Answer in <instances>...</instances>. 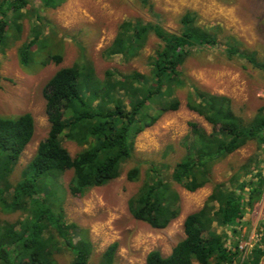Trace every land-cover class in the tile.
<instances>
[{"label":"trees","instance_id":"trees-1","mask_svg":"<svg viewBox=\"0 0 264 264\" xmlns=\"http://www.w3.org/2000/svg\"><path fill=\"white\" fill-rule=\"evenodd\" d=\"M62 2L39 0L37 9L55 8ZM35 12L29 0H0V54L10 38L19 36L24 18H42ZM36 28L34 25L32 38L18 48V60L25 69L34 65L44 50L42 66L50 61L58 64L63 59L56 45L47 43L49 36H40ZM149 31L158 43L148 57L145 73L132 70L118 74L107 69L100 79L92 62L85 59L59 67L46 80L42 96L48 132L15 182H10L8 176L32 139L34 118L30 112L0 116V209L4 213L20 211L23 217L18 228L16 222L0 217V264H56L52 247L59 242L74 253L72 264H87L91 242L82 237L74 242L71 230L75 225L64 219L61 207L56 205L59 199L55 198L53 204L41 193L49 197L57 177L66 171L71 172L68 189L72 195H82L89 188L117 178L122 164L132 157L134 138L165 113L178 110L182 90L185 106L202 116L212 130L207 132L191 121L184 155L175 162L171 179L164 181L158 167L150 163L147 174L151 180L139 186L128 208L135 219L164 228L179 214V195L173 183L191 192L210 183L212 189L203 205L185 216L184 237L171 252L163 255L158 249L150 250L145 264H260L264 255L260 243H255L242 258L238 242L232 241L231 248L226 246V232L215 231L213 222L217 219L237 235L246 209L252 208L263 193L264 173L245 165L230 175L229 189L224 183H213V167L248 143L264 149V105L253 116L244 118L234 111L230 97L208 92L185 76L186 58L198 48L217 43L216 36L198 24L190 11L181 16L178 31L152 22L122 21L107 47V55L134 57L144 47ZM227 51L230 57H247L255 63L253 57L236 47L229 46ZM65 139L80 149L71 154L63 145ZM139 173L135 165L126 175L137 180ZM52 230L61 239L54 238ZM116 247V242L109 245L103 264L111 263Z\"/></svg>","mask_w":264,"mask_h":264},{"label":"rangeland","instance_id":"rangeland-1","mask_svg":"<svg viewBox=\"0 0 264 264\" xmlns=\"http://www.w3.org/2000/svg\"><path fill=\"white\" fill-rule=\"evenodd\" d=\"M29 1L30 8L36 11L34 14L39 13L42 18L37 20L34 15L31 19L24 18L19 36L10 38L8 46L0 54V116L30 112L35 123L32 139L8 176L10 182L20 179L23 168L47 135L49 122L44 111L42 86L59 67L89 59L96 77L100 79L107 69L118 74L132 70L147 72L148 57L158 43L151 31L144 47L134 57L107 55V47L124 20L157 23L170 31H178L181 16L193 12L196 22L214 34L217 43L198 48L186 58L183 64L185 76L208 92L230 97L234 111L244 118L253 116L264 105V0H64L55 8L40 6L38 9L39 0ZM34 25H37L39 35L49 36L50 42L47 43H53L61 52L63 59L60 63L50 61L42 66L44 50L34 60V65L26 69L21 66L18 48L32 38ZM229 46L246 52L255 63L247 57H230ZM184 94V90L179 94L182 105L178 110L165 113L134 138L132 157L122 164L117 178L89 188L82 195H72L68 189L71 172L66 171L57 177L49 197L41 193L47 202L59 199L56 205L61 207L64 219L75 225L71 230L74 242L80 237L91 242L87 264H103L106 250L113 242L117 247L110 264H145L146 254L153 249L168 255L184 237L185 216L199 209L211 192L212 183L193 192L173 183L179 195V214L164 228H154L135 219L128 208L129 199L139 186L151 180L147 174L150 163L158 167V174L164 181L171 179L175 162L184 155V140L190 133L191 121L197 122L207 132L212 130L202 116L185 106ZM63 145L71 154L80 149L66 139ZM135 165L140 168L139 178L128 179L126 173ZM245 165L257 173H264V149H259L253 142L248 143L216 162L213 183H224V187L230 189V175ZM21 216L20 211L4 213L0 209L1 219L16 222V228L20 227ZM241 221L237 235H232L231 230L221 226L217 219L213 222V229L226 232L225 245L229 248L232 241H237L243 258L255 243H260L264 249V185L261 197L252 208L246 209ZM52 235L58 238L54 230ZM52 250L56 264H72L74 253L64 243L59 242ZM260 264H264V255Z\"/></svg>","mask_w":264,"mask_h":264},{"label":"built area","instance_id":"built-area-1","mask_svg":"<svg viewBox=\"0 0 264 264\" xmlns=\"http://www.w3.org/2000/svg\"><path fill=\"white\" fill-rule=\"evenodd\" d=\"M240 247H242V246L240 245Z\"/></svg>","mask_w":264,"mask_h":264}]
</instances>
